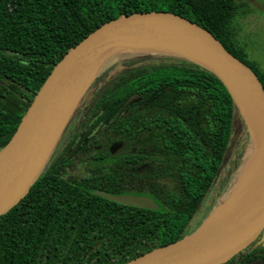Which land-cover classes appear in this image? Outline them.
Returning <instances> with one entry per match:
<instances>
[{
  "label": "trees",
  "instance_id": "16d2710c",
  "mask_svg": "<svg viewBox=\"0 0 264 264\" xmlns=\"http://www.w3.org/2000/svg\"><path fill=\"white\" fill-rule=\"evenodd\" d=\"M151 10L190 18L244 61L220 32L235 0L214 7L195 0H0V150L70 48L112 18ZM87 94L85 121L72 141L99 115L107 141L138 143L139 161L153 160V173H139L138 193L154 197L159 209L97 195L105 175L74 183L52 155L28 193L0 216V264H124L174 242L207 216L237 123L250 140L223 82L185 58L128 53L106 64ZM222 264H264V238Z\"/></svg>",
  "mask_w": 264,
  "mask_h": 264
},
{
  "label": "water",
  "instance_id": "95a60500",
  "mask_svg": "<svg viewBox=\"0 0 264 264\" xmlns=\"http://www.w3.org/2000/svg\"><path fill=\"white\" fill-rule=\"evenodd\" d=\"M122 52L169 54L210 70L231 94L251 143L256 142V135L264 153V85L247 63L188 17L163 10L122 14L90 32L54 65L0 150V216L28 193L53 155L81 96L110 58L116 61ZM234 185L192 232L124 264H222L260 236L264 238V173L246 197L216 212L230 201ZM95 193L124 205L159 209L158 202L148 195Z\"/></svg>",
  "mask_w": 264,
  "mask_h": 264
},
{
  "label": "flooded vegetation",
  "instance_id": "af4514ba",
  "mask_svg": "<svg viewBox=\"0 0 264 264\" xmlns=\"http://www.w3.org/2000/svg\"><path fill=\"white\" fill-rule=\"evenodd\" d=\"M90 97L88 95L82 100L53 154L55 159L59 157L62 159L63 165L59 168L62 176L74 183H85V179L92 181V176L96 177L102 174L106 178L97 181L98 187L94 189L95 191L104 190L114 194L142 195L138 193L140 191L139 184L144 181H139V173L146 171L153 173V160L139 161L142 151L139 150L138 143L107 141L103 131L104 123L98 121L99 115L89 119L83 130L72 141L74 133L82 127L85 121L83 118ZM66 147L68 148L65 149ZM112 149L115 152H112ZM66 156L68 160L64 161ZM109 175L115 176V179H107ZM150 182L148 181V183ZM93 186L95 187V184ZM144 195L151 196L147 193Z\"/></svg>",
  "mask_w": 264,
  "mask_h": 264
},
{
  "label": "rangeland",
  "instance_id": "374dc122",
  "mask_svg": "<svg viewBox=\"0 0 264 264\" xmlns=\"http://www.w3.org/2000/svg\"><path fill=\"white\" fill-rule=\"evenodd\" d=\"M195 2L209 4L210 7H214L217 0H195ZM220 32L225 42L240 54L247 64L254 66L264 79V0H235V12L227 22V26ZM119 55L123 56L126 55V53L122 52ZM114 60V57L112 59L110 58L108 63ZM90 86L81 96L70 119L76 113L82 100L88 96L87 91ZM68 126L69 122L66 128H68ZM244 134L245 132L241 129L239 123H237L225 161L222 164L221 171L212 190L213 192L205 205L206 207H210L207 215L224 200L225 196L232 188L242 166V162L250 150V140H248ZM215 200L216 202H214ZM205 218L206 217H204L203 220Z\"/></svg>",
  "mask_w": 264,
  "mask_h": 264
},
{
  "label": "bare ground",
  "instance_id": "6f19581e",
  "mask_svg": "<svg viewBox=\"0 0 264 264\" xmlns=\"http://www.w3.org/2000/svg\"><path fill=\"white\" fill-rule=\"evenodd\" d=\"M140 47H143L145 49H152V50H162V48L157 47V46H140ZM255 139H256V142L251 143L250 150L247 153V155L243 161V164H242V166H241V168L237 174V177H236L235 182H234L235 185L233 184L234 185V191L232 192V194L230 196V201L224 205L217 207L216 212H219L221 209L223 210L226 207L228 208V207L236 204L238 201H240L244 197H246L258 185V183H259V181H260V179L264 173V153H262L260 151V149L258 148V145H257L258 138L256 135H255ZM243 149H244V147H243ZM216 196H217V194H216ZM214 199H215V197H214ZM214 202H216V200ZM215 206H216V204H215Z\"/></svg>",
  "mask_w": 264,
  "mask_h": 264
}]
</instances>
